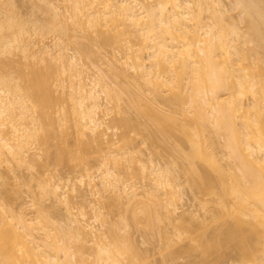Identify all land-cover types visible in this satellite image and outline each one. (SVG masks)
<instances>
[{"label": "bare ground", "instance_id": "1", "mask_svg": "<svg viewBox=\"0 0 264 264\" xmlns=\"http://www.w3.org/2000/svg\"><path fill=\"white\" fill-rule=\"evenodd\" d=\"M7 1L4 0L2 3L9 5L8 2H13ZM37 1L41 4L37 5L43 7V10L41 8L43 13L46 14V10L48 15L51 13L53 17L51 19H54L53 22L50 20L49 26L56 23L54 25L56 29L52 25L51 29H46L49 30L47 32L54 28L56 35V30L69 19L72 21V25L68 23L71 28L78 27L77 29L85 34L89 31L94 32V35L99 33L97 36L100 35L99 38L103 42L99 39L98 41L114 45L117 51L111 52L110 56H104L106 70L100 68L102 65L100 67L92 65L94 70H91L92 66L88 67L79 62L75 54H67L65 46H61L59 35L47 42L43 41L45 36L48 37L42 32L44 24L42 26V23L39 25L32 23V27L29 28L31 25L28 27L29 31L25 24L19 25L16 29L18 21H15L14 17L12 19L15 22L11 20L10 15H3V21H0V167L3 163L9 164L11 161L17 163L24 161L27 165L32 163L33 167L34 159L28 154L34 145L32 143H35V140L38 143V140L45 145L48 139L52 138L56 140L53 156L57 162L64 158L75 161L83 173L77 174L74 180L69 176L54 179L50 173H44L42 178L40 177L41 191L53 196L54 200L65 208L67 214L64 227L61 228H58V224L50 220L48 215L43 217L41 213V217L38 216V213L44 212L43 208L40 210L39 207L36 208L37 216L32 218L24 212L23 207L8 206L6 203L9 201L5 202L0 198V264H130L123 262L124 258L121 257L123 251H126L123 248L128 245L123 248L119 245V242L121 243L119 239L126 241L128 239L124 236L127 234L128 223L123 222L118 229L117 226L113 227L117 232L111 230L112 241L102 240L105 238L104 233H99L92 223L98 218L101 220L100 227L106 223L101 219L104 217L100 210L102 207H97L98 203L95 204L102 199L104 191L106 196L107 193L112 195L110 200L113 199V202H124L126 205L131 203V207L138 201L140 203L142 201L140 197L144 195V199L148 198V201L153 199L152 203L159 210L164 209L165 213L155 210L156 215L172 213L173 219V213L176 214V202L181 198L179 195H182L179 184L175 183L178 176L172 175L150 154L143 158L140 152L125 150L127 149L125 145L130 142L125 138L128 137L126 131L127 136L119 134L126 139V144L123 142L125 149L122 145L123 149L121 146L114 148L115 141L109 138V133L106 134L110 126L108 127L100 117V114L106 115L112 109L120 112L121 96L113 97L112 81L110 82L108 78L112 75L117 78L120 75L125 76V72L130 73L140 92L141 86L144 87L140 94L142 97H139L145 99V105L154 115L164 114V109L159 108L154 101H157L159 94H161L159 101L163 99L164 104H170L173 98H176L187 107L184 109L182 106L180 112L191 114L190 122L179 129L183 139L190 145V151L185 154L190 167L187 168L190 169V174L196 173L197 177H200L196 168L198 165L196 166V163L194 165L195 159L204 162L215 172L213 176L209 173L211 171L204 173L199 181L200 186L212 190L211 196L216 195L212 196L216 198L214 199L216 216L225 223L224 230L220 231V235L217 234L219 236L216 237L214 234L211 235L212 239L202 238L198 240L199 242L196 240L202 247V252L210 251L211 254L215 246L220 249L232 242L242 250L243 257L249 256L252 246L250 233H253L261 243L264 256V113H262L264 111L261 110V104H264L263 75L261 76L260 72L258 73L261 78L255 75L257 71L253 74L252 62H244L248 57L243 53L247 51L240 53L242 50L240 43L250 39H246L244 33L236 28L237 22L232 21L235 16L229 13L237 9L238 15L244 23L246 22L244 24L248 35L246 37L253 38L255 35L254 38L262 43L260 41L257 43V40L253 39L260 48L261 45L264 47L262 30L264 6L261 0L259 2L234 0L231 8L226 7L224 0ZM68 25L67 28H70ZM9 28L11 30L10 33L7 31L8 35L6 29ZM13 28L15 30H12ZM12 48L20 52L17 54L18 57L12 58V54L14 55ZM2 56L6 59L4 63L14 64V67L11 66L13 69L18 65L16 76L10 74L11 71L15 74L13 69L9 71L10 73L5 71L7 65L3 63ZM252 59L254 61V57ZM2 66L6 68L4 71ZM118 68L120 73L116 71ZM256 69L260 70L258 67ZM144 92L151 95L150 99H146L148 96L145 95L143 97ZM172 94L175 97L171 96ZM172 110L167 112L171 119H175L173 115L175 110ZM124 123L123 126L127 125L126 121ZM129 124L127 127L130 129ZM157 126L164 134L166 133V136H172L173 133L169 131L171 128L167 129L168 126L163 124ZM69 128L73 131H69ZM71 131L76 134L75 137L83 149H90L92 157L100 156V160H96L97 165L94 164L98 182L93 176L95 171L92 173V168L79 146L76 147L77 152L68 147L67 137ZM209 131L215 136L218 134L223 137V146L227 151L226 160L229 159L232 165L228 162L230 166L224 167L219 163L221 160L216 158L215 151L213 153L215 147L212 144L215 141L211 139ZM121 132L124 133V130ZM121 161L131 163L125 168L130 170L129 173L125 169L123 171L125 174L120 172L121 167L118 166ZM8 164L7 166H10ZM136 177L150 182L141 192L137 191L139 186L133 183L132 178ZM75 180L79 186L81 185L82 190L83 186L89 189L88 192L91 198L96 199L95 202L90 197L86 198V194L81 190L78 191ZM207 189L206 194L210 192ZM77 195L82 198L80 201L84 200L87 204L82 205L81 201V206H74L72 196ZM87 199L90 200L87 202ZM203 203L206 205L205 201ZM85 206L91 212L89 217L87 214L89 211H85ZM160 217L158 215L156 219ZM90 242L97 254L91 261L88 260L90 254H87L86 247ZM128 250L133 252L134 248L130 245ZM220 251L221 254H217L218 256L223 255L221 249ZM208 257L202 260L206 263L205 259ZM249 261L254 264L253 258H249Z\"/></svg>", "mask_w": 264, "mask_h": 264}, {"label": "rangeland", "instance_id": "2", "mask_svg": "<svg viewBox=\"0 0 264 264\" xmlns=\"http://www.w3.org/2000/svg\"><path fill=\"white\" fill-rule=\"evenodd\" d=\"M2 1H4V0H2ZM2 1H1V3H2ZM8 1H11V0H8ZM253 1H255V0H253ZM257 1L259 2L260 0H257ZM262 1H264V0H261V3L264 6V2H262ZM11 2H8L9 5H7L5 2H4L5 4L2 3L4 5H2L0 3L1 4L0 5V21L2 19H4V18H2L3 15L7 14V15L11 16V20H13V21H14V19H15V21H18V22L21 21L20 23H22V21H23L22 25L20 23L16 22L18 24L17 26H15L16 29L18 28L19 25L23 26V24H25V27L27 29L30 25L31 26L29 28L32 27V23H33V25H35V24L39 25L42 23V26H43V24L45 26V27L43 26L42 32L44 35H48V37H49L48 38L47 36H45L46 38H44L43 41L46 40V42H47L50 40V38H52V37L56 38V36L59 35L60 37L59 36L58 37L60 38L61 46H65L67 54H69V53L75 54L76 57L79 58V60H80L79 62L87 65L88 67H90V65L91 66L92 65L99 66V67L102 65L100 67V68H102V70L107 69V67L104 63L105 59H106V58H104V56H110L111 52L113 53V51L114 52H115V50L117 51V48L115 49L113 47L114 45L112 46V45L107 44V43H101L103 41L101 38H99L100 35L97 36V34H99V33H97V34L95 33V35H94V32L89 31L88 33L85 34L82 31L80 32V30L77 29L78 27L73 29V28H71L72 26H70V25H72L71 24L72 21L68 19L67 20L68 22L65 21L63 23V25L61 26L63 28L62 29H61V27L59 28L60 31H58L59 29L56 25L58 30H56L57 31L55 33L56 35H54V31L56 29L54 27V25L56 23H54V25L52 24L53 27L55 28V29L53 28L54 31L52 30L53 33L51 30H50L51 32H47L49 30H46V29H51V26H52V25L49 26L51 24L50 20H52V22H53L54 19H51V17H52L50 15L51 13L48 15L47 11L45 9L44 10H45L46 14L43 13V11H42L43 7L38 6L41 4H38L39 2L37 0H13V2L12 3ZM35 2H36V4H35ZM10 3L12 4V6H10L11 5ZM224 3L226 4L227 8H231V6L234 3V0H224ZM38 7H40V8H38ZM41 8H42V10H41ZM229 13L234 14V16L236 17V18L234 17L232 19V21L237 22V23H235V25L237 24L236 28L238 27L237 29L241 30L240 32L244 33V36L246 39H248V38L250 39L249 41L245 42L246 44L240 43V47H241L240 49H242L240 53L245 52L244 50L247 51L245 54L243 53V55L248 57L244 62H250L251 61L252 62L251 65L254 67V70L253 71L251 70L253 72V74L256 71H257L256 73L260 72L261 76L263 75L262 77L264 78V69H263L264 65H262V64H264V51H263L264 47H263V45H261V48H260V45L257 44L260 40L254 38L255 35L253 38L255 40H257V43L253 38L246 37V35H247L246 30H245L246 26L244 25L246 22L244 23L243 19H241V17L238 15L237 9L231 10V12L229 11ZM235 14H237V16ZM13 17H14V19H12ZM46 17L49 18V19L47 18L48 21L46 20ZM45 20H46V22H48V24L46 22H44ZM13 21H12V23L15 22V21L14 22ZM16 23H15V25H16ZM68 23H70V25H68ZM27 24H28V26H26ZM67 25L70 26V28H67ZM13 27H14V25H13ZM15 28H13L12 30H15ZM29 28L27 31L30 30ZM10 30H11V28H9V30L6 29V33H7V31L10 33ZM262 30H264V28ZM262 30L260 31L261 34L263 32ZM4 32L5 31L3 30V33ZM3 33L1 34L2 36H3ZM6 33H4V34H6ZM82 33L85 35H83ZM89 33H91V34H89ZM7 34H6V36L8 37L9 34L8 35ZM88 34L90 37L88 36ZM102 35H104V34H101V36ZM93 36H95V37L92 38ZM251 36H253V35H251ZM263 36H264V32H263ZM98 39L101 40V42L98 41ZM251 39L254 40L253 41L254 43L252 42L253 44L251 43ZM260 43H262V42L260 41ZM243 44H245V45H243ZM246 45L249 46V48H247ZM250 47H251L252 52L250 51ZM258 50H260V51H258ZM12 51H14L13 52L14 55L12 54V58H16L19 56V55H17L19 52L18 50L15 51V49H13ZM248 51H249V53H248ZM247 53L249 54V56L251 53V56L254 57V61H252L253 57H251V56L249 57ZM252 53H253V55H252ZM19 54H20V52H19ZM0 59H1V57H0ZM2 60H3V63H4V60L6 62V59L5 58L3 59V56H2ZM255 61H256V64H255ZM4 64L7 65V63H4ZM9 64L10 63H8V65ZM12 64H10V67L11 66L14 67V64L13 65ZM46 64H47V61H46ZM8 65L6 67L7 69L5 68V66H2V70L4 71L6 69L5 71L7 73H10L9 71L12 70L13 68L12 67L9 68ZM94 66H92L91 70H94L93 69ZM3 67H4V69H3ZM256 67L260 68V70H258V69L255 70ZM17 68H18V65H17ZM17 68L13 69L15 71V74H14V72L11 71L10 74L12 76H16ZM116 71L120 73L119 68L116 69ZM261 71H263V73ZM125 73H126L125 76L120 75L119 78L112 77L113 75L109 76L110 79L108 78V80H110V82L112 81L111 85L114 89L111 92V94L113 95V97L115 95L121 96V101H120V105H119L120 112H118L115 109H112L110 112H107L108 115L107 114L103 115V113L100 114V117L103 118L104 123L106 125H108V127L110 126V128L107 129L106 134L109 133L110 134V135L108 134L109 138H112L115 141V143L113 141V143L115 145V146L113 145L114 148L116 146H117V148H119L122 145L123 148L125 149V147H126L127 149H125V150H129V152H130V150H134L133 152H135V153L140 152L139 154L143 158H146L147 155L150 154L151 157L155 161H157L162 167L167 168L168 171L172 175H177L178 179H175V183L179 184L182 195H179V197H181V198L180 199L178 198V201L176 202L177 205H175L176 206V210H175L176 214L174 215V213H173V219H171L172 213L170 214L171 217L167 213L165 215L164 209H163V211H162V209L159 210V208L154 206V204L152 203L153 199H151L152 201L151 200L148 201L149 200L148 198H147L148 200L146 198L144 199V197H145L144 195H143V197H140V200H142L140 203H139V201L136 205L134 203H132V204H134L133 207L135 209H132L133 207H131V203L127 204L128 205L127 206L126 203H124V202L123 203L119 202L120 204L117 202L116 203L113 202L112 201L113 199L110 200L111 199L110 197H112V195L110 193H107L108 195L106 196L105 191L102 192L105 197L103 196L102 199L100 198V200L95 202L96 199L91 198V196L88 192L89 189L86 186L85 187L83 186V190H82V187H80L81 185L79 186L78 181L75 180L76 188H79L78 191L81 190L83 193L86 194V198L90 197V199L94 200L95 204L98 203V204H96V206L98 205L97 207H100V208L102 207L100 209L102 212L101 211L100 212H101V214H103L104 217H102L101 219H104V221L106 223H104L103 226L100 227L99 224L101 223V220L99 218L95 222H92V223H94V226H96L95 229L97 231H99V233L100 232L104 233L103 235L105 236V238H103L102 240L112 241L111 238H113V234H112L111 230H113L114 232L116 230V232H117V229L123 225V222H125V223L127 222L128 223V227L126 226L127 227L126 228L127 234H124V236H126L128 238L127 241L130 242V245L134 248V251L132 252V251L128 250L130 247L129 242H127L125 239H123V240L119 239L122 243L121 244L119 242V245L122 248L125 245L129 246V247L127 246L126 248L124 247L123 249L126 251H123L124 253L121 254V257L124 258L123 262H125V263H130V264H252L251 261H249V258H253L254 262L253 261L252 262L254 264H263L264 256H263V253L261 250V243L257 239V236L254 235L253 233H250V238L252 239L251 240L252 246H251L249 254H248L249 256H246V257H248L247 259H246V257H243L242 250L237 248L236 245L232 242L229 243V245L231 244L230 246L226 245V247H228V248H226L224 246L220 248L222 250V253H223V255H219L220 257L217 254H219V253L221 254V251H220V249H218L217 246L214 247V250L211 251V254H210V251H209V253H208V251L202 252V249H201L202 247L199 245V243L197 244L196 240L198 241L199 239H202V238H207L208 240H209V238L212 239V236H214V234L216 236L217 234L221 233L220 231L224 230V227H225L224 224L225 223H223L224 221H220L216 216V210L214 209L215 208L214 207V205H215L214 199L216 200V198L212 197V196H216V195L211 196V194H213V193H211L212 190L210 191L206 188L208 191H210V192H208L210 194L207 193L208 194L207 195L205 187L200 186V181H199L200 180L199 178H201V176L204 173L211 171L209 173H210V175L213 176V175H215L214 174L215 172L210 170V168L204 162H201L199 160L201 162L200 163L198 160L194 159V165H195V163H196V166L198 165L196 168L199 172V173L198 172L197 173L199 174L200 177H197L198 175L196 173L190 174L191 171L189 169L190 168L189 164H188L189 161H187V159H188L187 157H186L187 159L185 158V154H187L190 151V147H189L190 145H189V142H187L186 140L183 139V137H182L183 134H181L179 129L182 125L188 124L190 122L189 121V119H190L189 115H191V114L186 115L185 113L183 114L180 112V108L182 106L184 107V109H187V107L184 104L182 105L181 104L182 102L176 100V98L172 97L173 101L171 100L172 102L170 104H167V103L164 104L162 102L163 99H162V101H159L158 99H161V98H159L161 94H159L157 101L156 100H154V101H155V103H157V105H159L158 106L159 108L164 109V114L159 115V116L154 115L153 113H151L148 110L147 106L145 105V99L140 98V97H142V96H140V94L142 93L144 87L141 86V92H140L139 88L137 87V84L134 82V80H132L130 73L129 72H125ZM256 73H255V75L260 77V75H259L260 73H258V74H256ZM259 77H258V79H259V81H261V79H260L261 77L260 78ZM263 78H262V80H263L262 82L264 84ZM262 91H264V89ZM142 95H143V97H144V95L148 96V97H146V99H148V98L150 99L149 96H151V95H146V92H144ZM163 96H164V94H162L161 97L163 98ZM171 96H174V95L172 94ZM137 97H139V98H137ZM165 102H166V100H165ZM261 105H262L261 110L264 111V106H263L264 104H261ZM171 109L175 110V112H173L175 119H171L168 112H167V110L169 111ZM262 113H264V112H262ZM101 115H103V116H101ZM124 120L126 121V124H127V125H124L126 127H124L122 125L125 122ZM158 122H159V124H158ZM161 123L164 126H168V127H166L167 129L171 128L169 130L170 132L173 133L172 136L170 135L171 137L166 136V133L164 134L163 131L158 129L157 125L162 126ZM128 124H129V127H131L130 129L127 127ZM70 128H69V131L70 130L73 131V129H70ZM126 128H127V130H126ZM123 130H124V133L121 132ZM72 131H71V134H68L70 136L67 137L68 138L67 139L68 140V147L77 152L76 149H78V148H76V147L79 146L80 150H82V152H83V155L87 158L89 166L92 168L91 169L92 173H93V171H95L93 173V176L95 177V181L98 182V180L96 179L97 178V171H96L94 164L97 165L98 161H96V160L97 159L100 160V158H99L100 156L97 158H96V155H95V157H92L90 154L91 153L90 149H88L87 147H84L87 149H83V146L80 144V141L77 139V137H75L76 134L74 135ZM125 131H126V134L128 135V137L130 138V140L128 137H125V138L128 139L127 141H130V142H127L128 144L125 145V147H124L123 142H125L126 139L124 140L119 134H121L123 136H127V135H125ZM209 133L212 136L211 139H214L213 141H215V143H214L215 145L212 144V146L215 148H213L214 150L213 149L212 150H213V153L215 151V153H216L215 156H217L216 158L218 160H221V161H219V163L221 165H223L224 167L230 166L228 163V162H230L229 159L226 160L227 157L225 154L227 151L224 149V146H223V144H224L223 143L224 142L223 137L221 135L218 136V134H216V136H215V135H213L214 133L210 132V131H209ZM119 136H120V138H122V140H120ZM48 140L49 141L47 142V144L48 143L49 144L48 145L45 144L46 146L41 141L39 142L38 140H37V142L41 143L42 145L41 144L38 145V143H36V140H35L36 144L34 142L32 143L34 145L31 146V149L28 151V154H29V157L31 159H34L35 165L33 164V167L31 165L32 163H29V165H27L26 163H24V161H22V162L18 161V163L15 161H11V162H9V164L8 163L2 164V166L0 167V173L2 175V178H1L2 181L0 179V182H2L3 184L0 183V198L1 199L3 198L2 200L5 202H6V200L9 201L6 203V204H8V206L10 205L13 207H16V206L17 207L18 206L23 207L22 209H24V212L28 213L27 215L31 216L32 218L35 215L37 216L38 211H36V208L39 207L38 210H40V208L41 209L43 208L44 212L39 211L40 213H38V216L41 217V215H40L41 213H42V216L48 215V218L50 217L51 218L50 220H54L53 222L58 224L57 227L61 228L62 226L64 227V224H65V222H64L65 218H66L65 214H67L64 210L65 208L62 206L61 203H58L56 200H54L53 196L44 194L41 191L42 189L40 188L41 187L40 186V177L44 173L45 174L50 173L51 175H53L54 179H57V178H63L64 179L65 177L69 176L74 180L75 176L77 177L79 175V173L81 174V172L83 173V171L81 170L82 169L81 167H79L75 164V161H73L74 162L73 163L72 160H69L67 158H64V160H62L61 162H59V161L57 162L56 158H54L55 156H53V154H55L53 152L55 151V145L54 144L56 143L55 142L56 140L52 139V138H49ZM116 143H118V144L116 145ZM125 144H126V142H125ZM42 146H45V147L43 148ZM122 146H121V148H122ZM46 147H48V148H46ZM46 153H48V154L46 155ZM122 161H124V160H122ZM195 161H197L199 164ZM122 163H120L118 166V168L121 167V168H119L121 173H123L124 169L129 164H131V163L127 164L126 162H122ZM202 163H204V164H202ZM231 163L232 162H230V164ZM7 164L10 166H7ZM110 164H112V163H110ZM187 164H188V166H187ZM30 165H31V167H29ZM123 165H125L124 168H123ZM112 166H113V164H112ZM187 167H189V168H187ZM126 172L129 173L130 170L127 169ZM123 174H125V172ZM126 175L129 176L128 174H126ZM132 179L134 181L133 183H136V186H139L138 187L139 189L137 190L138 192H141L143 190V188L148 187V185L150 183V182H148V180H142L139 177L132 178ZM194 184L196 186L198 185L197 186L198 188L199 187L203 188L205 191L203 189L201 190L200 188L198 189ZM81 191H80V193H82ZM41 192L43 194H41ZM109 194H110V196H109ZM77 196L76 197L72 196V201L73 202L75 201L74 206L78 207V206H81L80 202L82 200L80 201V199H82V198H80L79 196H78L79 198H77ZM90 199H87V202ZM29 200H32V201H29ZM93 200H91L92 203H94ZM204 201L206 202V205H205V203H203ZM31 202L32 203L34 202L35 204L34 205L30 204ZM77 202H79V203H77ZM83 203L85 205L87 204L86 201H84V200L82 201V205H84ZM146 203H147V205H146ZM200 204H202L203 207ZM85 208H86L85 211H87L88 208L86 206H85ZM145 208H147L148 212H146L147 210ZM74 209L76 210V207ZM131 209L135 210V211L132 212ZM155 210H159L160 212L162 211L164 213L158 212L159 214L156 215L155 212H157V211H155ZM89 213L91 215L90 211L87 212L88 217H89ZM133 213H135L134 215L136 217L134 215H132ZM161 214H162V216H161ZM158 215H159V217L161 216L160 219H156V216L158 218ZM163 215H165V217ZM100 216H102V215H100ZM166 216L168 218H166ZM174 217H176V218L174 219ZM152 223H154V224H152ZM119 225H121V226H119ZM114 226L115 227L117 226L116 227L117 229L114 230L113 229ZM58 228H57V230H58ZM109 228H110V230H109ZM192 230L195 232H193ZM118 232H120L121 235H123V233L120 230H118ZM202 234L203 235L205 234L206 236L203 237ZM117 235H118V233H117ZM219 235H217V236H219ZM193 236L194 237L196 236L195 240H194ZM87 237H89V234L87 235ZM119 237H120V234H119L118 238ZM121 237L126 238L123 236H121ZM92 245L93 244L91 242L86 244V247L88 250L87 254H90V257H88L89 261L94 260L96 255H97L95 250L92 249ZM234 245H235V247H234ZM223 248L225 251L223 250ZM217 251H218V253H216ZM201 254H203L202 257H201ZM208 255H209V257H208ZM205 257H208L205 259L206 263L203 261L204 260L203 258H205ZM247 260L249 261V263Z\"/></svg>", "mask_w": 264, "mask_h": 264}]
</instances>
